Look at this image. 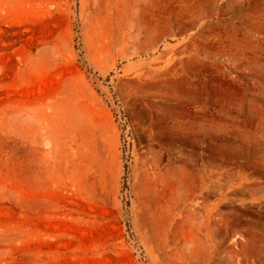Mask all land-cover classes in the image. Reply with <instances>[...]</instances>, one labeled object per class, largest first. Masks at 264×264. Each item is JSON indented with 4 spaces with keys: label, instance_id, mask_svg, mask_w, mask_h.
<instances>
[{
    "label": "rangeland",
    "instance_id": "1",
    "mask_svg": "<svg viewBox=\"0 0 264 264\" xmlns=\"http://www.w3.org/2000/svg\"><path fill=\"white\" fill-rule=\"evenodd\" d=\"M0 264H264V0H0Z\"/></svg>",
    "mask_w": 264,
    "mask_h": 264
}]
</instances>
